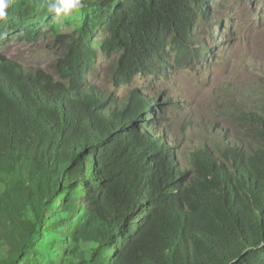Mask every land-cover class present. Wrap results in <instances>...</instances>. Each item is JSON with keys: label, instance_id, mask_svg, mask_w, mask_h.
<instances>
[{"label": "trees", "instance_id": "trees-1", "mask_svg": "<svg viewBox=\"0 0 264 264\" xmlns=\"http://www.w3.org/2000/svg\"><path fill=\"white\" fill-rule=\"evenodd\" d=\"M52 2L11 0L0 24V46L61 47L54 74L0 52V264H264V81L224 119L235 139L215 127L186 157L172 101L132 87L174 55L214 64L198 25L219 0H81L71 34Z\"/></svg>", "mask_w": 264, "mask_h": 264}, {"label": "rangeland", "instance_id": "rangeland-1", "mask_svg": "<svg viewBox=\"0 0 264 264\" xmlns=\"http://www.w3.org/2000/svg\"><path fill=\"white\" fill-rule=\"evenodd\" d=\"M83 19L82 11H73L67 16L55 15V24L59 33L71 34L81 26ZM210 20L216 24L203 25L200 35L201 41L215 54L214 64L181 68L174 55L172 61L169 59L173 67H167L161 75V84L153 88L146 83L147 78L139 77L132 85L148 87V93L157 97L165 93L164 97L173 100L168 109L166 130L181 145L185 157L195 146L212 141L215 127L216 131L228 130L235 139L236 128L224 119L246 103L244 96L261 89L264 81V0H226ZM0 52L29 71L43 68L54 74L61 47L49 34L38 42L11 41L0 46ZM99 62L102 65L98 70L104 73L107 64L102 56ZM104 78L106 74L96 83L104 90H114ZM127 91V87L122 88L116 95L122 98Z\"/></svg>", "mask_w": 264, "mask_h": 264}, {"label": "clouds", "instance_id": "clouds-1", "mask_svg": "<svg viewBox=\"0 0 264 264\" xmlns=\"http://www.w3.org/2000/svg\"><path fill=\"white\" fill-rule=\"evenodd\" d=\"M222 1L223 0H219L218 4H214L213 3V6H212L213 7V11L215 9H218V5ZM10 3H11V0H0V24L7 23V20H8V11H7V9L10 7ZM81 7H82L81 0H54V2H52V3H50L48 5V8H49L50 11L55 12L57 15L64 14L66 16L70 15L73 11H77L78 12ZM212 17L208 16L207 19H211ZM204 21L205 20H201L199 22L198 27L201 30H202V26L205 25ZM210 23L215 24L213 21H211ZM210 23L207 26H210ZM200 33H201V31H200ZM198 41L205 43V41H201V35H200V38H199ZM205 46H207V49L204 52L209 53L207 58H210V56H214L215 55L214 52L211 51L212 49H209V46L207 45V43L205 44ZM197 47H198V45H197ZM203 47H204V45L200 46V49H203ZM164 73H165V71H163V73H157V76H154V74H153V78L152 79L155 80V78L161 77V75L164 74ZM146 94L150 95V93H148V90H147ZM165 98H167V97H165ZM167 99H170L172 101V104H173V100L171 98H167ZM162 101H164V100H162ZM172 104H171V106H172Z\"/></svg>", "mask_w": 264, "mask_h": 264}]
</instances>
